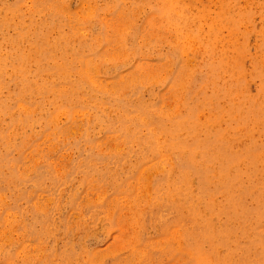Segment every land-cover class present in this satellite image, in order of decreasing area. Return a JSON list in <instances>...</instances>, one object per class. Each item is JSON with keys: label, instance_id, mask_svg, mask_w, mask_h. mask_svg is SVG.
<instances>
[{"label": "rangeland", "instance_id": "1", "mask_svg": "<svg viewBox=\"0 0 264 264\" xmlns=\"http://www.w3.org/2000/svg\"><path fill=\"white\" fill-rule=\"evenodd\" d=\"M0 264H264V0H0Z\"/></svg>", "mask_w": 264, "mask_h": 264}]
</instances>
